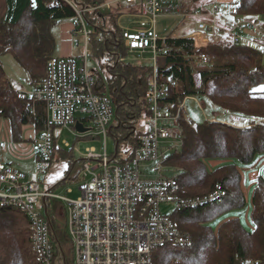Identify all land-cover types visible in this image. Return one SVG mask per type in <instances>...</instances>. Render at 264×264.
I'll use <instances>...</instances> for the list:
<instances>
[{"label": "trees", "instance_id": "1", "mask_svg": "<svg viewBox=\"0 0 264 264\" xmlns=\"http://www.w3.org/2000/svg\"><path fill=\"white\" fill-rule=\"evenodd\" d=\"M75 1L91 6L105 0ZM199 1L183 0L184 8H194ZM123 12L86 16L96 34L104 39L101 43L93 40V52L95 59L104 61L105 79L100 75L98 84L108 90L116 108V124L110 130L116 147L112 154L114 162L126 160L120 155V145L125 144L130 150L137 147V137L143 134L138 128L151 119L152 110L145 95L148 79L153 75L167 93L159 107H166L173 114L183 100L199 98L222 113L256 119H244V125L232 126L222 119L214 123L204 118L194 122L185 118V108L180 111L179 147L161 164L167 170L178 171L176 179L186 198L208 196L216 187L221 193L210 205L173 214L189 236L190 244L154 250L152 264H264V174L256 178L252 189L249 211L252 227L246 226L240 217H232L240 214L246 204L238 165H250L256 156L264 155V90H255L259 86L264 89L262 51L245 44L234 46L224 40L198 44L192 38H173L169 34L157 44L154 66L120 62L117 57H126L127 51L122 46L121 30L116 28V15ZM73 16L72 8L61 0H0V56L10 53L25 71L29 85L36 87L54 57L52 24ZM261 16L264 0H237L230 14L231 22L236 18L257 20ZM17 90L0 65V120H8L11 139L20 142L24 127L31 125L35 135L45 129V107L19 99ZM207 108L208 113L215 111ZM55 150L59 148L56 146ZM68 154L62 155L72 156ZM205 160L231 162L208 171ZM66 181L67 178L63 182ZM221 216L223 220L214 232L206 222ZM0 264H36L29 222L11 207L0 206Z\"/></svg>", "mask_w": 264, "mask_h": 264}, {"label": "built area", "instance_id": "2", "mask_svg": "<svg viewBox=\"0 0 264 264\" xmlns=\"http://www.w3.org/2000/svg\"><path fill=\"white\" fill-rule=\"evenodd\" d=\"M61 1L74 12L71 21L74 32L82 37V54L50 59L46 75L36 87L29 91L17 90L19 99L32 100L45 107L46 127L37 135L33 162L35 178L26 180L23 174L0 160V206L14 208L27 218L36 264H54L53 223L47 207L52 198L66 204L75 264H152L154 250L162 246L181 248L190 244L189 236L173 214L216 202L220 188L216 187L205 197L186 198L176 176L165 177L159 173L163 168L161 162L166 158L160 142L180 143L182 133L178 117L185 105L177 106L175 114L166 107L160 108L159 103L167 93L156 83L154 75L148 79L145 95L152 110L149 127L137 137V147L126 148V160L114 162L115 156L107 152V138L116 124V108L108 90L98 84L100 74L88 68V62L96 60L93 40L101 43L104 39L96 34L86 16L104 7L107 12L124 10L121 17L136 18L127 28L117 24L122 34V46L127 56H133L139 62L148 59L151 66L158 55V42L169 35L168 29L162 33L156 30L162 18L198 19V31L211 42L226 38L234 46L258 45L264 55V16L257 20L236 18L225 25L217 21L219 6L214 0L209 10L192 11L184 8L183 0H106L102 5L89 7L75 0ZM191 35L196 38L195 33ZM126 57H117V60L126 62ZM202 60L206 62L204 57ZM202 106L199 105V109L204 119L212 123L219 121V112L207 114ZM77 123L88 131L78 133ZM58 130H66L77 139L102 143L100 151L90 146L80 154L79 195L75 199L43 190L38 179L51 167L59 139ZM61 144L65 149L70 147L65 141ZM3 146L0 143V149ZM147 162L156 164L154 179L144 178L141 173L140 166ZM71 193V189H67V194ZM162 204L173 205L172 214H163L160 210Z\"/></svg>", "mask_w": 264, "mask_h": 264}, {"label": "rangeland", "instance_id": "3", "mask_svg": "<svg viewBox=\"0 0 264 264\" xmlns=\"http://www.w3.org/2000/svg\"><path fill=\"white\" fill-rule=\"evenodd\" d=\"M185 2H188L190 0H184ZM237 0H225L223 2L225 5L221 8V14L226 19H231L230 14L235 9ZM105 3V1H104ZM97 5H102L97 3ZM187 5V4H186ZM205 6V7H204ZM86 7H89L86 6ZM186 8V6H185ZM205 8L207 10L210 9L209 4H204L200 0L198 5L194 8H190L187 11H192L194 9H201ZM107 11H104V7L96 10L93 12L95 15L100 14H107ZM92 14V13H91ZM118 16L116 20V25L120 23L122 27H128L133 21H136V18L134 17H128L121 15ZM220 14L218 12L217 21L222 23L220 19ZM104 19V18H103ZM200 23L198 19L194 18H185V19H176V18H162L160 19L159 23L156 26V30L159 33H162L164 29H168L169 34H172L174 37H189L193 32H198V37L196 39V42L198 44H207L210 43V39L207 38L203 33L198 31L197 25ZM117 28V26H116ZM75 27L71 21V19H63L55 21L52 24L51 27V33L54 38L55 42V49H54V57L55 58H67V57H79L82 54V37L79 33L74 32ZM120 30V29H119ZM224 41H226V38H224ZM258 50H261V46H255ZM53 57V58H54ZM145 62H139L136 60V58H133V56H127L126 62L129 64L134 65H141V66H151V62L147 59L144 60ZM103 63L104 61L102 58H98L96 60H90L88 62V68L96 70L102 78L105 79V76L103 74ZM263 63H264V57H263ZM0 65L2 66L5 77L7 80L11 83V85L15 89H21L25 91H29L32 89V87L29 85L27 75L25 71L16 63L13 56L10 53H6L4 55L0 56ZM261 86L255 88V90H261ZM185 105V111L184 116L185 118H189L193 120L194 122H201L203 119V116L201 114V111L199 109V105H204V109L206 108V113H208V106L210 108L215 109L213 106L210 105V103L205 99H199V98H189L186 100H183ZM209 104V105H208ZM217 109H215L216 111ZM214 112V111H213ZM217 112L220 113L219 120H224L228 124L232 126H241L246 123V120L252 121L256 119H249V118H243L242 116L236 115V114H230V113H222L221 111ZM219 122V121H218ZM149 127V122L145 121L141 124V126L138 128L139 131H145ZM59 139L57 140V148L59 150L55 151V154L53 156V161L51 164V167L48 171V173L45 176H40L39 182L41 185V188L45 191L49 190L52 194L56 196H63L70 199H75L78 197V186L80 185L77 181V177L80 174L81 171V163L80 160V154L84 152V149L90 146L95 147L98 151H100V148L102 146L101 141H88L85 139H77L75 135L71 134L70 132L66 130H58L56 132ZM34 128L29 125L23 128L22 135H21V141L15 142L10 137V129H9V122L6 119L0 120V143H3L4 146L2 149H0V157H3V163L10 164L11 167L17 171H19L21 174L26 175V180H31L35 178L33 176V170H34V163L32 160V152L34 149ZM61 141L67 142L70 147L68 149H65L63 145L61 144ZM160 147L162 148V151L164 152L165 157H168L175 149H178L179 144L173 143L170 141H161ZM126 148L127 146L125 144L120 145V152L121 157H126ZM78 150V152H77ZM115 151V143L111 136H108L107 138V152L109 155L113 154ZM68 154L70 152L72 156L64 157L62 154L64 153ZM69 155V154H68ZM231 161H224L221 162L218 160H205L204 165L207 168L208 171H212L213 169L225 164L230 163ZM237 163V162H236ZM249 165L245 166H239V171L242 176V190L246 197V204L241 210L240 217L242 219V222L248 226L249 228L252 227L250 220H249V211L251 207L250 198L252 194L253 186L250 184L249 186L244 185L245 180V169ZM156 164L147 162L143 163L142 166H140L141 173L144 178L147 179H154L157 176V171H155ZM66 172H68L66 174ZM159 173L162 176L165 177H172L176 176L178 174V171L176 170H167L165 167L160 169ZM262 173V172H261ZM262 174L256 173L253 176H250V179L252 177L257 178L259 175ZM65 175L67 178L66 182H62L65 179ZM249 178H247L248 180ZM67 189H71V194H67ZM48 207V215L53 223V233H54V239H53V246H54V264H75L76 258H75V251L74 247L71 243V238L68 232V217H67V207L64 202H62L59 199H49L47 202ZM160 210L163 214L170 215L174 211V206L170 204H162L160 207ZM235 213V212H233ZM239 217L237 214H233L232 217ZM21 220V216H18ZM223 220V216H221L219 219L212 220L211 222H206L207 224H210L209 226L214 229V232L217 230L218 225L220 224V221ZM208 226V227H209ZM60 245V246H59Z\"/></svg>", "mask_w": 264, "mask_h": 264}, {"label": "crops", "instance_id": "4", "mask_svg": "<svg viewBox=\"0 0 264 264\" xmlns=\"http://www.w3.org/2000/svg\"><path fill=\"white\" fill-rule=\"evenodd\" d=\"M106 1V0H105ZM202 1V3H204L205 5L206 4H209L210 5V3L212 2V0H201ZM214 1H216V3L218 4V6H219V14H220V19L222 20L221 22L223 23V24H225V25H229L230 24V22H231V19H226L222 14H221V8L223 7V5H225L223 2H225V0H214ZM205 7V6H204ZM193 33H195L196 35V38H193V36L192 35H190V38H192V39H194V40H196L197 39V37H198V32H193ZM181 38V37H180ZM208 38V37H207ZM68 58V57H67ZM34 141V149H33V152H32V160H33V162H34V158H35V156H36V141H37V135H34V139H33ZM0 160L2 161L3 160V157L1 156L0 157ZM3 162V161H2ZM235 164H237L236 162H234ZM6 165H8V166H11L10 164H7V163H5ZM238 165V164H237ZM239 166H243V165H238V168H239ZM264 172V155H259V156H256L255 157V159H254V161H253V163L252 164H250L246 169H245V180H244V185L247 187V186H249L252 182V186H254V184H255V182H256V178L255 177H252L251 179H250V176H253V175H255L256 173H259V174H262V173ZM24 176H25V178H26V175L25 174H23ZM260 176V175H259ZM247 178H249L248 180H247ZM66 179V178H65ZM64 179V180H65ZM63 180V181H64ZM62 181V182H63ZM239 217H240V214H237ZM241 218V217H240Z\"/></svg>", "mask_w": 264, "mask_h": 264}, {"label": "water", "instance_id": "5", "mask_svg": "<svg viewBox=\"0 0 264 264\" xmlns=\"http://www.w3.org/2000/svg\"><path fill=\"white\" fill-rule=\"evenodd\" d=\"M75 128H76L77 132L81 133V134L86 133L88 131V130L84 129L83 126L79 123H77L75 125Z\"/></svg>", "mask_w": 264, "mask_h": 264}, {"label": "snow or ice", "instance_id": "6", "mask_svg": "<svg viewBox=\"0 0 264 264\" xmlns=\"http://www.w3.org/2000/svg\"><path fill=\"white\" fill-rule=\"evenodd\" d=\"M261 90H264V89H261Z\"/></svg>", "mask_w": 264, "mask_h": 264}]
</instances>
